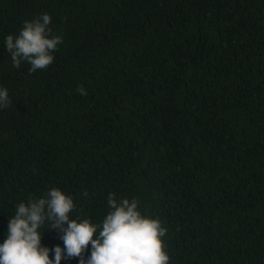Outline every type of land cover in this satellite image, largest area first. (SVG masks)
I'll list each match as a JSON object with an SVG mask.
<instances>
[{"label": "trees", "instance_id": "trees-1", "mask_svg": "<svg viewBox=\"0 0 264 264\" xmlns=\"http://www.w3.org/2000/svg\"><path fill=\"white\" fill-rule=\"evenodd\" d=\"M41 14L63 43L30 73L5 38ZM0 87V243L56 187L93 222L137 198L170 264H264V0H0Z\"/></svg>", "mask_w": 264, "mask_h": 264}, {"label": "clouds", "instance_id": "clouds-1", "mask_svg": "<svg viewBox=\"0 0 264 264\" xmlns=\"http://www.w3.org/2000/svg\"><path fill=\"white\" fill-rule=\"evenodd\" d=\"M51 16L41 14L26 20L19 34L5 38L13 65L30 64V73L47 69L55 60L54 53L63 43L53 35ZM76 91L86 96L83 86ZM11 101L7 88L0 87V108ZM87 196V193H84ZM109 211L101 222L76 216V203L71 195L53 187L42 197L29 195L16 205L9 218L6 238L0 243V264H61L62 259L79 260V264H170L164 237L167 228L158 218L142 214L137 198L107 197ZM46 230H58L64 247L49 249L42 245ZM91 245L90 255L85 253ZM54 252V259L50 258Z\"/></svg>", "mask_w": 264, "mask_h": 264}]
</instances>
